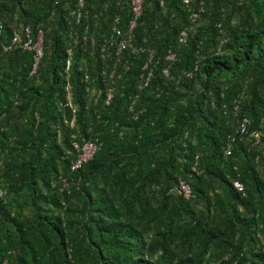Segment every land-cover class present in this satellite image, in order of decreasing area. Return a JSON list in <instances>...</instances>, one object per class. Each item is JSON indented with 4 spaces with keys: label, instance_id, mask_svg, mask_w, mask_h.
<instances>
[{
    "label": "trees",
    "instance_id": "16d2710c",
    "mask_svg": "<svg viewBox=\"0 0 264 264\" xmlns=\"http://www.w3.org/2000/svg\"><path fill=\"white\" fill-rule=\"evenodd\" d=\"M198 1L144 0L143 51L116 54L100 48L128 0L78 21L77 0H0V264H264V0H203L191 21ZM23 26L42 32L35 71ZM242 115L262 134L225 153Z\"/></svg>",
    "mask_w": 264,
    "mask_h": 264
},
{
    "label": "built area",
    "instance_id": "2783aa9c",
    "mask_svg": "<svg viewBox=\"0 0 264 264\" xmlns=\"http://www.w3.org/2000/svg\"><path fill=\"white\" fill-rule=\"evenodd\" d=\"M191 0H183V3L189 8ZM143 2L144 0H128L130 11H131V19L129 23V28L126 30L122 28L119 24L120 18L119 16L115 15L111 27V33L109 36L103 37V44L101 45V51H104L107 46H112L116 49V54H119L123 50H129L131 53H136L138 51H143L142 47L136 46L133 42V33L132 28L135 26L136 20L141 16L142 9H143ZM161 1V5H162ZM84 4L85 0H77V7L74 10L75 17L78 20H80L83 11H84ZM205 9V3L203 0H199L197 7L195 10H189V18L191 21H196L200 18L202 12ZM179 41L183 42L185 41L187 37V30L182 29L179 33ZM41 41H42V32L39 30L37 34V39L34 41L31 34H30V28L28 26H23L21 30L14 31L11 37V44L16 45L17 47H20L21 49L26 50H33L35 52L34 54V62L32 71H35L37 62L39 57L42 54L41 50ZM175 57V53L172 51H169L166 55V59L169 61H172ZM148 62L144 64L143 68L149 69L148 76L151 74L149 63L152 61V54L148 56ZM197 66L193 68L191 71L185 72V75L190 77L193 72L196 70ZM114 72V71H113ZM113 72L110 74L112 76ZM163 72L165 74L168 73V67L165 66L163 68ZM143 75H141L142 77ZM148 76L145 78L144 85H146ZM139 87H143V79L141 81V84ZM112 89L108 88L107 92V98L106 103L109 102L110 98L112 97ZM137 98V94L133 97V101ZM238 124L237 128L234 132V134L229 136V142L225 145V153H229L231 149V143L235 141L236 139H240L246 135L252 137L255 142H257L260 138V135L262 134V131L260 129L251 128V119L246 116L242 115L238 118ZM264 127V126H263ZM74 150H75V158L71 162V168L76 169L79 166H81L84 162H86L88 159L92 158L96 150L99 148V143L96 139H89L85 141L83 144H79L78 142L73 143ZM63 186L61 187V190L67 186V181L63 179ZM233 186L238 191L244 193V188L242 183L239 180H233L232 181ZM178 190L179 192L186 198H189L192 196L191 189L184 180L180 179L178 184ZM2 194V191L0 189V195Z\"/></svg>",
    "mask_w": 264,
    "mask_h": 264
},
{
    "label": "clouds",
    "instance_id": "9594fccd",
    "mask_svg": "<svg viewBox=\"0 0 264 264\" xmlns=\"http://www.w3.org/2000/svg\"><path fill=\"white\" fill-rule=\"evenodd\" d=\"M250 119H251V118H250ZM251 121H252V120H251ZM96 140H97V139H96ZM94 154H95V153H94ZM93 156H94V155H93ZM93 156H92V157H93ZM74 158H75V154H74ZM74 158H73V159H74ZM90 159H91V158H90ZM88 160H89V159H88ZM88 160H87V161H88ZM72 161H73V160H72ZM87 161H86V162H87ZM84 163H85V162H84ZM79 167H80V166H79ZM79 167H78V168H79ZM76 169H77V168H76Z\"/></svg>",
    "mask_w": 264,
    "mask_h": 264
},
{
    "label": "rangeland",
    "instance_id": "374dc122",
    "mask_svg": "<svg viewBox=\"0 0 264 264\" xmlns=\"http://www.w3.org/2000/svg\"><path fill=\"white\" fill-rule=\"evenodd\" d=\"M95 94L94 91H92V95Z\"/></svg>",
    "mask_w": 264,
    "mask_h": 264
}]
</instances>
